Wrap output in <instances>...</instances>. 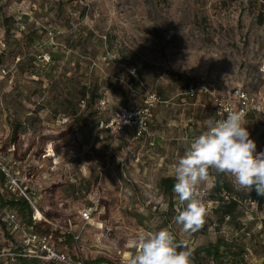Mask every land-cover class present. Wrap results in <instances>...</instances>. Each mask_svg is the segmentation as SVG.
I'll list each match as a JSON object with an SVG mask.
<instances>
[{"label": "rangeland", "instance_id": "374dc122", "mask_svg": "<svg viewBox=\"0 0 264 264\" xmlns=\"http://www.w3.org/2000/svg\"><path fill=\"white\" fill-rule=\"evenodd\" d=\"M185 77L225 100L235 102L236 91L255 99L244 123L259 152L264 145V0H0V151L13 145V130L18 133L17 153L27 164L35 163L37 149L46 151L52 144L55 157L44 159L47 179L37 185L45 195L71 179L79 183L88 174L95 138L96 146L108 149L107 162L120 166L123 159L127 169L121 174L131 179L144 175L148 182L132 179L129 186L120 182L110 188L100 181L95 184L103 199L101 214L95 213L80 235L79 246L87 259L109 256L116 264H125L130 242L142 231L168 228L178 240L188 241L192 264H264V208L246 202V213L238 222L219 224L211 213V188H201L205 223H214L205 234L189 236L166 211L168 199L161 192L154 194L161 176L174 177L173 165L182 147L185 150V139L181 145L171 141L168 169L156 170L148 157L136 161L134 143L102 127L116 109L143 100L145 91L136 85L141 81L167 100L153 111V131L177 139L184 129L199 135L213 111L205 94L199 93L197 100L184 98ZM93 86L104 106L99 100L81 102L82 92L90 93ZM131 87L132 100L124 106L118 99ZM91 111H97L94 120ZM77 122L82 129L94 123L91 141L69 133L39 145L42 135L66 131ZM100 137L108 139L106 145ZM239 193L247 198V191ZM88 199L74 196L59 211L58 220L79 223L78 213L90 205ZM236 223L243 228L238 230ZM214 243H223L221 250L235 256L219 260L195 253Z\"/></svg>", "mask_w": 264, "mask_h": 264}, {"label": "trees", "instance_id": "16d2710c", "mask_svg": "<svg viewBox=\"0 0 264 264\" xmlns=\"http://www.w3.org/2000/svg\"><path fill=\"white\" fill-rule=\"evenodd\" d=\"M136 85L140 86L142 88L143 91H145L144 89V84L140 81H136ZM195 85L192 78L190 77H185L184 81H183V89L184 92H186L188 90V88L190 86ZM147 88V87H146ZM90 93H86V92H82V99L81 102L83 104L85 103H94L96 100H99V104L100 106H104L106 103L104 100H101V96L97 93L98 88L97 87H91L90 88ZM133 89L131 87L130 91H127L125 97H121L118 99V102L121 103L122 105L125 106V103L132 100V93H133ZM146 92V91H145ZM90 94V95H89ZM157 94V93H156ZM158 95V94H157ZM162 100L167 101L166 99H163L160 95H158ZM145 97V96H144ZM207 97V96H206ZM125 98V99H124ZM184 98L188 99V100H197L198 96L195 97H190L188 95L184 94ZM208 98V102H210L211 107H212V113L213 116H216V109L214 108V104L212 102V100ZM125 100V101H122ZM143 100L139 103L136 104V106L134 107H141L143 105ZM181 101H183V98L181 99ZM102 102H104V104H102ZM160 105H164V104H157L154 109H156L158 106ZM132 107V106H131ZM128 107V108H131ZM109 108V107H108ZM126 108V107H125ZM126 108V109H128ZM101 110H103L104 108H100ZM152 110V116L151 119L149 121V130L151 133V136L148 137V139L146 138H142V139H136L135 135L132 131H122V132H115L114 134L116 136H118L120 139L127 141L128 143H134L135 146L137 147V150H135V152H137V154L135 155L136 157V161H140V159H143L144 156L148 157L147 155V151L148 153H150L149 148L150 145L149 140H152V143L155 144L154 147L155 149L159 148V144L158 141H160L161 137L160 133L157 134V131H153L152 130V125H153V111ZM118 109H116L111 116L117 112ZM93 112L92 117H90L91 120L95 119V116L97 114V111H91ZM102 114V112H101ZM104 116L106 115L105 113L103 114ZM111 116H108L109 118ZM249 116V114L247 115V117ZM103 118V116H101ZM100 117V118H101ZM107 117V116H105ZM246 117V118H247ZM101 118V119H102ZM245 118V119H246ZM244 119V121H245ZM95 122V121H93ZM92 122V123H93ZM99 122V121H98ZM86 124L85 127L81 122H77L75 126L68 128V130L63 131V132H57V133H48V134H44L40 137V141H39V145H41L42 147H44V145L49 142V141H55V140H59L62 139L63 137L67 136L69 133H77L78 135L81 136L82 140L84 141V138L86 140V142L91 141V139L93 138V134H94V129L96 128V126L93 124ZM194 125V124H192ZM89 130L88 133H86L85 131ZM186 130V131H185ZM188 129H184V133L176 138H172L170 136V134H165V137H170L172 138V140H179L181 144H183L182 140L185 138H188V140H191L193 137L198 136V135H193V134H188ZM87 134V135H86ZM168 135V136H167ZM109 137V135H107ZM115 137V136H114ZM110 138V137H109ZM12 139H13V145H11L8 149L7 152L4 151H0V154L3 157H6L9 162L13 163L16 162V167H15V173L16 175L23 177L24 176V187H26V189L28 190H33L35 193V199H36V204L37 206L41 209V211L43 212V214L51 220H55L56 222H59L60 224L64 225L65 227L69 228V230H71L72 232H74V234L76 233H80L83 231L84 228V222L81 220V212L86 210V209H90V208H94L93 209V214H92V219H93V215L95 213H100L98 211V207L100 206L99 201L101 199H103L102 197V192L100 190L97 191V188H95V184L100 181L101 183H103L102 179L103 176H101L100 174L96 173L94 170L95 168L92 170V166H94L93 164V160H96V163L98 164V166H102L103 163H112V162H107V158H105V155H107V150L104 146L102 145H97V143L99 142V140H97L95 138L94 142H95V146H92L93 150V157L91 159H89V172L87 176L84 175L83 178L79 179V183H77V179L74 180H70L69 183L65 184L63 183L57 190H55L54 194L49 193L47 195H45V193H41V190L38 189L37 185L40 182V179H47V176L45 174L44 168H45V163H44V159L47 157H43L45 151L43 149L40 150H36L33 153V158H36V161L34 164L30 165L27 164L26 161H24L23 158H21V155L17 153V148L15 146V142L18 139V133L16 130H13L12 132ZM100 140H103V137L99 138ZM108 140V139H107ZM107 140H103V143H105L104 145H106V141ZM171 140V141H172ZM151 144V143H150ZM40 146V147H41ZM129 147L126 148V151L129 152ZM183 147L182 150L179 152L180 156L183 155ZM143 156V157H141ZM170 158V155H169ZM169 158H167V161L169 162ZM151 159V158H150ZM118 162H120V166L117 163V167L118 169L121 170L124 168L125 164L123 162V159H120ZM53 164V163H52ZM168 165V163H167ZM52 171V167L49 169ZM91 172V173H90ZM94 172V173H93ZM51 176V175H49ZM101 176V177H100ZM100 178V180H99ZM131 178L130 176L128 177L125 173L121 174V186L122 185H128V183L131 182ZM3 183V178L0 176V185ZM174 184V177H170V176H166L163 175L160 177L158 188L154 190V194L157 195L159 194V192H161V195L163 198H167L168 199V209L166 210L170 215L175 216L176 215V197L175 194L172 192V186ZM78 185V187H77ZM80 185V186H79ZM147 186V185H146ZM74 196L77 197H82V198H89V206L83 208L82 210L79 211L78 213V218H79V223H74L70 225V220H68V223L64 222H60L58 220V214L59 211H62L67 205L71 204L72 199ZM129 196L131 198H136V200H138V197H134L132 193L129 194ZM97 197V198H96ZM47 199L46 205H44V201ZM98 199L97 205L94 206V202L95 200ZM209 199L210 201H212V203L214 204L211 213L212 215L216 218V221L219 224H224V223H233V222H238V220H240V218L242 216H244V214L246 213L244 209L243 205L246 202L249 203H254L257 205L258 209H262L264 208V196H258L256 194L255 191H252L250 193H248L247 198L243 197L242 195H240L239 190H237L236 187L233 186L232 182H231V178L221 175L219 177H217L216 179V183L214 187H211V189L209 190ZM13 203H15L14 201H11ZM18 206H16L17 210L21 213L20 217L22 220H24V223L27 225L30 223V214H31V209L27 206L26 201H19V203L17 204ZM82 223V224H81ZM214 223L213 221H211L210 224H204V227L200 230L203 234H205L208 230V227ZM240 223H236V226L238 230H240L241 225H239ZM263 228H264V224H262ZM71 228V229H70ZM248 232V231H247ZM42 233L48 234L49 238H51V241H53L55 243V245L62 251V252H66L69 253V255L72 258H76L78 257V250H77V245L78 247H80L81 249V253H82V248L81 246H79L80 244V239L81 236L79 235V239L76 243L73 240V236L70 232L68 231H61L59 232V230H54L51 229L49 226L46 225V227H44L42 229ZM15 241V240H14ZM75 243V245L72 247V244ZM223 246V243H214V244H210L207 247H203L198 249V251H196L195 253L200 254L201 252H203L204 254H206V256L208 258L211 259H223V257L228 256V255H233V252L224 249L221 250ZM70 247L72 248L70 250ZM35 249L32 247H29L27 249L24 250V258L21 256H16L15 258L6 261L3 264H58L56 262L53 261H46V260H41L39 258L36 257L35 255ZM240 255V254H239ZM83 259L85 261L86 264H94V263H98V262H107L109 264H116L113 259L109 256H106L105 258H101V259H97V260H89L87 259L84 254L82 253ZM235 256V255H233ZM238 255H236L237 257ZM238 261H241V259L239 258V256L237 257Z\"/></svg>", "mask_w": 264, "mask_h": 264}, {"label": "clouds", "instance_id": "9594fccd", "mask_svg": "<svg viewBox=\"0 0 264 264\" xmlns=\"http://www.w3.org/2000/svg\"><path fill=\"white\" fill-rule=\"evenodd\" d=\"M204 124L198 136L185 138L183 155L173 165V219L189 236L205 224L207 209L200 190L214 187L217 177H230L237 190L264 196V152H257L256 143L249 138L244 114L229 110L208 117ZM125 255V264H192L188 241L178 240L168 228L142 231Z\"/></svg>", "mask_w": 264, "mask_h": 264}, {"label": "built area", "instance_id": "2783aa9c", "mask_svg": "<svg viewBox=\"0 0 264 264\" xmlns=\"http://www.w3.org/2000/svg\"><path fill=\"white\" fill-rule=\"evenodd\" d=\"M132 74L134 73L132 72ZM144 89L146 92L141 107L118 110L102 127L113 132L132 131L136 139L150 137L149 121L152 116V110L157 104H165L167 101L162 100L156 93L148 91L146 87ZM199 93L205 94L212 100L216 115L226 114L227 111L232 110L242 112L245 119L252 109L255 108V99L239 91L234 93L233 100L235 102L223 99L218 93L207 89L204 85L198 87L197 85L190 86L184 92L185 95L190 97L198 96ZM76 138L78 139L77 133H75ZM150 146H153V143ZM259 152H264V145ZM51 154L55 157L54 148L52 144H49L43 157L53 158ZM15 167L16 162L11 163L0 154V176L3 178V183L0 185V264L18 255L24 258V250L29 247L36 250L35 255L41 260L53 261L58 264H86L80 252L81 249L77 245L80 233L74 234L69 228L55 220L48 219L43 214L36 204L34 191L24 187V176L16 175L14 172ZM24 200L31 209L30 223L27 225L21 219V213L16 209L19 201ZM97 202L98 199L95 200L94 206L97 205ZM93 209L90 208L81 212V220L84 224L92 220ZM46 225L51 229L59 230V232H70L77 245L78 257L72 258L69 253L62 252L51 241L48 234L42 233V229ZM94 264L109 263L98 262Z\"/></svg>", "mask_w": 264, "mask_h": 264}, {"label": "crops", "instance_id": "0c3cea01", "mask_svg": "<svg viewBox=\"0 0 264 264\" xmlns=\"http://www.w3.org/2000/svg\"><path fill=\"white\" fill-rule=\"evenodd\" d=\"M158 138H161L160 141H158L159 148L155 149V147H154L155 144H153V146H151V148H149L150 153H148V151L146 153L149 156V158H151L152 160L155 161L156 170H163L164 171V170L168 169L167 158H169L170 153H172V151H171L172 149H170V144H171L172 138L165 137V136H163V137L158 136ZM93 164H94V166H92V170L95 168L94 171L96 173L100 174L101 176H103L102 181H103V184L105 186H107V188L108 187L110 188V186H115V185L119 184L121 182V173L125 169H127V168H123L120 172V170L117 168L116 162L115 163L114 162L103 163L102 166H98V164L96 163V160H93ZM130 166H131V168H133V170H135L134 169L135 166L133 164ZM124 167H126V166H124ZM143 170H144V168L143 169L141 168L140 170H138V172L142 173ZM87 175H89V174H87ZM87 175H85V176H87ZM134 175H135V173H134ZM143 176L144 175L137 174V176H135V179H133V178L132 179L134 181L137 180V182L140 184H144V185H145V183L148 184L145 176L144 177ZM154 176H155V174H154ZM90 222H92V221H90ZM90 222H88V223H90ZM88 223H86V224H88Z\"/></svg>", "mask_w": 264, "mask_h": 264}, {"label": "bare ground", "instance_id": "6f19581e", "mask_svg": "<svg viewBox=\"0 0 264 264\" xmlns=\"http://www.w3.org/2000/svg\"><path fill=\"white\" fill-rule=\"evenodd\" d=\"M51 156L53 157V154H51ZM54 156H55V154H54Z\"/></svg>", "mask_w": 264, "mask_h": 264}]
</instances>
